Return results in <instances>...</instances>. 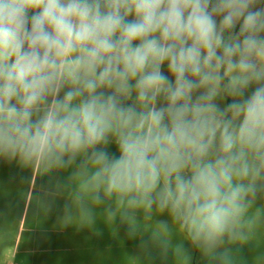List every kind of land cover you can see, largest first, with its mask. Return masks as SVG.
Here are the masks:
<instances>
[{"label": "clouds", "instance_id": "9594fccd", "mask_svg": "<svg viewBox=\"0 0 264 264\" xmlns=\"http://www.w3.org/2000/svg\"><path fill=\"white\" fill-rule=\"evenodd\" d=\"M0 162L128 264H264V0H0Z\"/></svg>", "mask_w": 264, "mask_h": 264}, {"label": "rangeland", "instance_id": "374dc122", "mask_svg": "<svg viewBox=\"0 0 264 264\" xmlns=\"http://www.w3.org/2000/svg\"><path fill=\"white\" fill-rule=\"evenodd\" d=\"M111 150L116 151L114 146ZM46 184L30 170L0 162V264H128L141 257L139 241L102 214L90 228L79 230L75 220L66 227L69 192L62 191L53 202L44 193ZM262 252L264 235L257 237L254 248L244 249L250 261ZM154 264L160 261L154 259ZM192 264H201L195 251Z\"/></svg>", "mask_w": 264, "mask_h": 264}]
</instances>
